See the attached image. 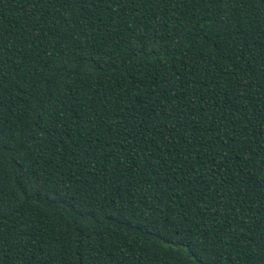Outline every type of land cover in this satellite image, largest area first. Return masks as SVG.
I'll use <instances>...</instances> for the list:
<instances>
[{"label":"trees","instance_id":"16d2710c","mask_svg":"<svg viewBox=\"0 0 264 264\" xmlns=\"http://www.w3.org/2000/svg\"><path fill=\"white\" fill-rule=\"evenodd\" d=\"M0 264H264V0H0Z\"/></svg>","mask_w":264,"mask_h":264}]
</instances>
